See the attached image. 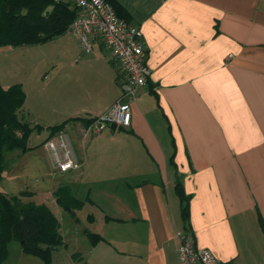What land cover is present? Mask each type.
<instances>
[{"label":"crops","instance_id":"0c3cea01","mask_svg":"<svg viewBox=\"0 0 264 264\" xmlns=\"http://www.w3.org/2000/svg\"><path fill=\"white\" fill-rule=\"evenodd\" d=\"M115 1L140 29L150 69L130 125L83 135L120 95L112 56L95 35L88 53L59 41V79L41 81L43 109L28 106L27 95L22 107L47 127L69 119L61 131L82 163L57 172L46 129L40 146L49 158L33 159L32 169L51 177L44 189L67 185L83 201L61 220L58 256L63 264H179V182L196 247L223 263L264 264V0ZM84 208L94 229L78 216ZM86 232L102 239L91 244Z\"/></svg>","mask_w":264,"mask_h":264},{"label":"trees","instance_id":"16d2710c","mask_svg":"<svg viewBox=\"0 0 264 264\" xmlns=\"http://www.w3.org/2000/svg\"><path fill=\"white\" fill-rule=\"evenodd\" d=\"M116 14L130 21L127 12L115 0H109ZM77 8L65 1L55 0H0V47H17L43 44L66 33L69 24L77 16ZM25 101L20 84L8 88L0 84V181L4 171V151L20 150L25 153L35 146L28 143L31 133L39 126L31 127L20 116ZM69 119L47 127L48 136L43 143L63 130ZM175 191L180 200L184 230L189 232L188 195L176 182ZM25 191L8 195L0 189V264L7 256V245L15 240L23 252L39 256L44 264H51V254L65 245L59 219L44 203L22 201ZM56 203L71 216L81 208L67 185H59L54 191ZM264 235V222L259 216ZM91 244L101 240L96 233L86 232Z\"/></svg>","mask_w":264,"mask_h":264},{"label":"built area","instance_id":"2783aa9c","mask_svg":"<svg viewBox=\"0 0 264 264\" xmlns=\"http://www.w3.org/2000/svg\"><path fill=\"white\" fill-rule=\"evenodd\" d=\"M55 1H65L77 8V16L66 33L77 37L85 53L91 51L94 35L97 36L109 50L121 80L119 97L106 112L91 118L83 135L97 134L112 123L117 127H128L130 105L135 101L139 88L147 84L150 75L140 29L119 17L109 0ZM44 146L57 172L81 166L67 132L59 131ZM177 238L179 264H227L219 261L208 248L196 247L190 232L183 230L177 234Z\"/></svg>","mask_w":264,"mask_h":264},{"label":"rangeland","instance_id":"374dc122","mask_svg":"<svg viewBox=\"0 0 264 264\" xmlns=\"http://www.w3.org/2000/svg\"><path fill=\"white\" fill-rule=\"evenodd\" d=\"M61 40L79 43L75 36L66 33L51 42L43 44L23 45L8 49L0 47V84L5 88L20 84L25 96H28L27 105L43 109L38 103V97L41 94L39 91L44 90L45 87L41 81H45L47 87H50L56 81L58 82V42ZM50 91L52 95L50 100L58 103V92ZM22 110L19 111V114L24 121L28 122L31 127H40V129L33 131L31 138L28 140L29 144L35 147L25 153L17 149L3 152L4 171L0 181V189L8 195H17L19 192L25 191L27 195L22 198V201L46 204L61 224V220L65 222L66 219H69V214L56 203L53 191L50 192L47 188L44 189V182L49 181L51 177L45 176L44 172L33 170L31 166L33 159L40 162L42 159L49 158L47 151L40 146L47 124H45V120L38 116H33L24 109ZM49 118L58 119V115L46 116V119ZM52 179L53 184L58 183V176L52 177ZM56 187L57 184H54L52 189ZM85 209L78 212L81 219L85 215ZM82 220L85 227L94 229L92 225L85 221V218ZM58 249L60 247L52 251L51 264L64 263L63 258L58 255H61V252H65V250L58 251ZM68 249L71 250L70 247ZM74 257L76 258V255ZM2 264H44V262L39 256L23 252L19 242L13 240L7 245V256Z\"/></svg>","mask_w":264,"mask_h":264},{"label":"water","instance_id":"95a60500","mask_svg":"<svg viewBox=\"0 0 264 264\" xmlns=\"http://www.w3.org/2000/svg\"><path fill=\"white\" fill-rule=\"evenodd\" d=\"M109 126H110V128H111L112 130H115V129L117 128V126H116L114 123L110 124Z\"/></svg>","mask_w":264,"mask_h":264}]
</instances>
